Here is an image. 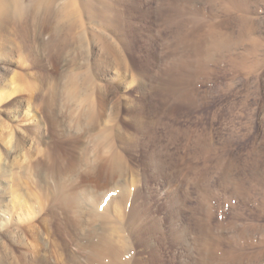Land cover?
Listing matches in <instances>:
<instances>
[{
  "label": "rangeland",
  "instance_id": "obj_1",
  "mask_svg": "<svg viewBox=\"0 0 264 264\" xmlns=\"http://www.w3.org/2000/svg\"><path fill=\"white\" fill-rule=\"evenodd\" d=\"M73 1L0 27V264H264V0Z\"/></svg>",
  "mask_w": 264,
  "mask_h": 264
},
{
  "label": "bare ground",
  "instance_id": "obj_2",
  "mask_svg": "<svg viewBox=\"0 0 264 264\" xmlns=\"http://www.w3.org/2000/svg\"><path fill=\"white\" fill-rule=\"evenodd\" d=\"M56 2H57V0H35L31 4L27 5L24 2V0H0V27L6 25L7 23H11L13 26H17V24L21 20H24V21L27 20L26 24L29 25V19L34 18V19L41 20L42 26L44 28H47V25L49 22L50 23L52 21L58 22V21L65 19V18L69 19V18L76 16L79 13L78 9L75 8V6L73 4L74 3L73 0H63L62 5H60L59 7H55ZM104 2H105L104 3L105 10L108 11L110 9H113L114 3L112 1H104ZM211 32H212V30H211ZM211 35H212V33H211ZM71 37H72V31L69 30L66 33V35L63 37V40L67 41V39L71 38ZM61 38L62 37H60V39ZM1 95H2V92H1ZM91 107L92 108H91L90 114H91V118L93 119V124H94V121H97L95 119L97 117H100L104 113V107L99 106V108L96 107L97 108L96 109L94 104ZM57 159H64L70 163L71 167L75 166V162L70 159V155H68L65 151L59 152V154L56 155L55 160H57ZM3 160H4V158H3ZM108 165H109V161L104 162V165L100 166V171H102L101 168L110 167ZM97 170H99V169H97ZM100 173H102V172H100ZM3 211H5V210H3V208H2L0 213L3 214ZM107 237H108L107 235L103 234L101 236V238L99 239V242L93 243L94 257H98L100 260H102L101 264H104L103 259H106L107 257H109V255L111 253L112 257L111 256H110L111 258L109 257L108 263H106V264H119L115 260V254L117 252L116 248L114 247L112 242L107 239ZM104 250H107V253H104Z\"/></svg>",
  "mask_w": 264,
  "mask_h": 264
}]
</instances>
